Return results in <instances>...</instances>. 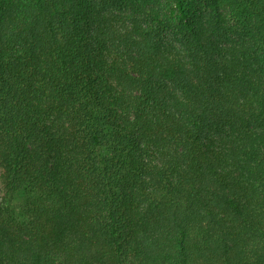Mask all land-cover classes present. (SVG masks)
Segmentation results:
<instances>
[{"label": "trees", "instance_id": "1", "mask_svg": "<svg viewBox=\"0 0 264 264\" xmlns=\"http://www.w3.org/2000/svg\"><path fill=\"white\" fill-rule=\"evenodd\" d=\"M0 264H264V0H0Z\"/></svg>", "mask_w": 264, "mask_h": 264}]
</instances>
